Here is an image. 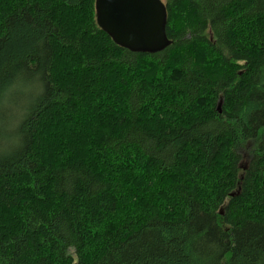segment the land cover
<instances>
[{
  "label": "trees",
  "instance_id": "1",
  "mask_svg": "<svg viewBox=\"0 0 264 264\" xmlns=\"http://www.w3.org/2000/svg\"><path fill=\"white\" fill-rule=\"evenodd\" d=\"M95 4L0 0V264H264V0Z\"/></svg>",
  "mask_w": 264,
  "mask_h": 264
},
{
  "label": "water",
  "instance_id": "2",
  "mask_svg": "<svg viewBox=\"0 0 264 264\" xmlns=\"http://www.w3.org/2000/svg\"><path fill=\"white\" fill-rule=\"evenodd\" d=\"M96 17L100 28L130 51L156 53L172 44L162 0H96Z\"/></svg>",
  "mask_w": 264,
  "mask_h": 264
},
{
  "label": "rangeland",
  "instance_id": "3",
  "mask_svg": "<svg viewBox=\"0 0 264 264\" xmlns=\"http://www.w3.org/2000/svg\"><path fill=\"white\" fill-rule=\"evenodd\" d=\"M164 2H166L167 0H163Z\"/></svg>",
  "mask_w": 264,
  "mask_h": 264
}]
</instances>
